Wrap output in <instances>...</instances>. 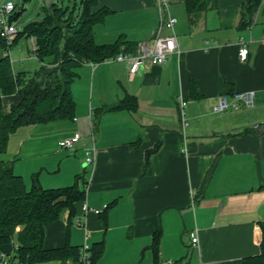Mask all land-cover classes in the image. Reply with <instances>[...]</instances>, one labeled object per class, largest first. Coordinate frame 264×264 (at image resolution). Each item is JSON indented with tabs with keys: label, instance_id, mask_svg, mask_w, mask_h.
<instances>
[{
	"label": "crops",
	"instance_id": "crops-1",
	"mask_svg": "<svg viewBox=\"0 0 264 264\" xmlns=\"http://www.w3.org/2000/svg\"><path fill=\"white\" fill-rule=\"evenodd\" d=\"M159 1L97 0L93 11L110 13L94 26V39L151 43L169 14L177 23L162 35H174L177 49L166 63L135 75L118 61L80 66L71 85L76 120L18 128L0 153V177L12 171L29 189L36 175L42 188L55 189L83 176L85 200L74 204L71 221L67 209L44 224V249L103 242L97 264H157L159 232V264H243L264 244V0L245 28V0H213L198 17L188 16L184 0H165L167 9ZM241 41L249 49L245 62ZM248 90L255 91L254 108L214 112L221 96ZM128 96L134 110H108ZM20 101L2 96L4 111ZM75 134L81 140L74 150L59 147ZM93 145L94 163L87 164ZM85 203L101 213L85 212Z\"/></svg>",
	"mask_w": 264,
	"mask_h": 264
},
{
	"label": "trees",
	"instance_id": "trees-1",
	"mask_svg": "<svg viewBox=\"0 0 264 264\" xmlns=\"http://www.w3.org/2000/svg\"><path fill=\"white\" fill-rule=\"evenodd\" d=\"M262 1L245 0L241 27L248 26ZM212 3L213 0H184L186 13L191 17H198ZM95 6L97 0H75L73 8L63 5L60 0H51L42 8V20L26 25L9 47L0 38V51H5L11 49L22 36L34 37L35 55L41 63L33 72H14L10 59L0 55V153L5 151L10 135L21 126L75 117L76 104L71 85L78 76L76 70L80 66L102 63L122 52L136 53L137 45L121 39L106 45L95 42L94 26L103 22L110 13L106 8L94 12ZM19 15L15 13L11 20L17 19ZM124 44L127 48L122 49ZM13 94L21 95V101L11 106L6 113L2 96ZM135 107L133 99L128 96L108 110H134ZM82 178V175L76 176L74 184L70 186L44 189L35 175L28 189L21 176L12 171L4 173L0 177V252L15 253L22 264L69 258L79 262L82 255L80 247L66 245L63 248L44 249L43 243L44 224L60 219L67 209L71 221L75 216L74 204L85 200L86 188L79 184ZM159 249L158 232L152 243L157 264ZM103 251V242L92 245L89 250L90 264H97ZM243 264H264V244L260 255L245 258Z\"/></svg>",
	"mask_w": 264,
	"mask_h": 264
},
{
	"label": "built area",
	"instance_id": "built-area-1",
	"mask_svg": "<svg viewBox=\"0 0 264 264\" xmlns=\"http://www.w3.org/2000/svg\"><path fill=\"white\" fill-rule=\"evenodd\" d=\"M159 5L161 8L167 9V3L165 0H160ZM16 5L12 0H0V38L4 39L8 47L14 43L18 37V28L13 24L11 20L13 13L15 12ZM177 23V18L167 14L166 17L161 16L159 28L151 43L140 42L137 45V51L135 54L130 53H119L114 58L108 59L109 61L123 62L128 66V71L131 75H135L141 69H146L150 66H159L166 63L169 56L174 53L177 49L175 36H163L162 31L164 29L173 31L174 26ZM30 43L32 52L35 54L36 51V40L34 37H30ZM239 58L242 62L247 61L249 55V49L244 41L240 42ZM3 56L11 60L10 49L4 51ZM36 58V55H35ZM107 61V60H106ZM255 91H240L234 92L232 97L229 98L227 95H223L219 98L217 105L214 107V112L217 114H223L228 111H248L255 106ZM186 102H180V112L182 117L183 125H187L186 114H185ZM76 120V118H74ZM255 128H259L255 126ZM81 138L79 134H75L72 137L65 138L59 141V147L64 150H74ZM95 150L94 145L86 149L85 162L87 164L94 163L93 152ZM85 212L94 211L95 213H101L98 209H92L85 203L83 205ZM198 238L192 234V243L196 245ZM17 247V246H16ZM89 245L85 244L81 248V258L77 264H90ZM0 264H22L15 257V253L7 254L0 252ZM166 264H175L173 261H167Z\"/></svg>",
	"mask_w": 264,
	"mask_h": 264
},
{
	"label": "rangeland",
	"instance_id": "rangeland-1",
	"mask_svg": "<svg viewBox=\"0 0 264 264\" xmlns=\"http://www.w3.org/2000/svg\"><path fill=\"white\" fill-rule=\"evenodd\" d=\"M12 1L16 5V9L11 16H14L15 13H20L19 17L13 20V24L18 28L19 32H22L29 23L42 20V8L50 3L51 0ZM60 2L65 6H71V8L75 5V0H60ZM10 50L11 60L14 62L12 64L14 72H33L41 66L40 61L35 58V54L32 52L30 38L22 36ZM3 54L4 51H0V55L3 56Z\"/></svg>",
	"mask_w": 264,
	"mask_h": 264
},
{
	"label": "water",
	"instance_id": "water-1",
	"mask_svg": "<svg viewBox=\"0 0 264 264\" xmlns=\"http://www.w3.org/2000/svg\"><path fill=\"white\" fill-rule=\"evenodd\" d=\"M247 121L252 122V118L249 112H246L245 114Z\"/></svg>",
	"mask_w": 264,
	"mask_h": 264
}]
</instances>
